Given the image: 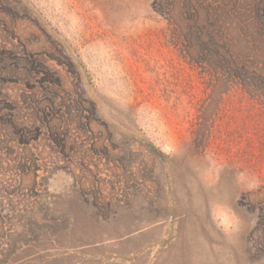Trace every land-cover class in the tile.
Masks as SVG:
<instances>
[{
  "label": "rangeland",
  "instance_id": "rangeland-1",
  "mask_svg": "<svg viewBox=\"0 0 264 264\" xmlns=\"http://www.w3.org/2000/svg\"><path fill=\"white\" fill-rule=\"evenodd\" d=\"M0 264H264V0H0Z\"/></svg>",
  "mask_w": 264,
  "mask_h": 264
},
{
  "label": "trees",
  "instance_id": "trees-1",
  "mask_svg": "<svg viewBox=\"0 0 264 264\" xmlns=\"http://www.w3.org/2000/svg\"><path fill=\"white\" fill-rule=\"evenodd\" d=\"M191 6H194V5H191ZM194 8L190 7L189 8L190 12L185 13V20L188 23L187 24L188 34L186 35V37L192 41L194 36H195L196 38L194 40L197 43H201L202 46H203V44H206L205 43L206 39H212V40H206L208 44H210V43L216 44L213 40L215 38V34L213 32H209L208 29L206 28V26L203 27V25H201L200 29L197 28L196 23H198V22L202 23V21H201L199 13ZM217 62H219V61H217ZM241 67L245 71H247V67L245 65H242Z\"/></svg>",
  "mask_w": 264,
  "mask_h": 264
},
{
  "label": "bare ground",
  "instance_id": "bare-ground-1",
  "mask_svg": "<svg viewBox=\"0 0 264 264\" xmlns=\"http://www.w3.org/2000/svg\"><path fill=\"white\" fill-rule=\"evenodd\" d=\"M210 238V237H209Z\"/></svg>",
  "mask_w": 264,
  "mask_h": 264
}]
</instances>
